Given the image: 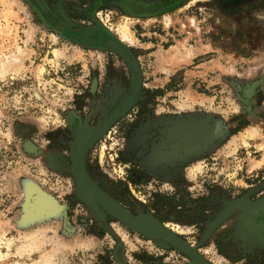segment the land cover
<instances>
[{"label": "rangeland", "instance_id": "obj_1", "mask_svg": "<svg viewBox=\"0 0 264 264\" xmlns=\"http://www.w3.org/2000/svg\"><path fill=\"white\" fill-rule=\"evenodd\" d=\"M166 1L160 15L137 17L120 0H0V264L190 261L165 235H154L162 246L102 205L98 216L77 196L69 170L77 129L100 126L132 91L131 57L139 96L88 148L89 176L128 216L151 215L162 225L138 219L210 264H264V213L258 223L245 220L264 210V0ZM51 7L69 21L66 34L99 29L100 46L47 24L40 10ZM149 115L209 129V141L179 168L181 184L130 155L129 130Z\"/></svg>", "mask_w": 264, "mask_h": 264}, {"label": "flooded vegetation", "instance_id": "obj_2", "mask_svg": "<svg viewBox=\"0 0 264 264\" xmlns=\"http://www.w3.org/2000/svg\"><path fill=\"white\" fill-rule=\"evenodd\" d=\"M38 1V0H37ZM43 1V0H42ZM121 8L134 16L137 17H150L160 15L167 8L168 2L166 0H120ZM173 2H182V0H172ZM48 8L46 13H42L40 10V14L44 15L42 19L54 27L55 29H64L65 34L68 32L67 25L69 21L64 15L55 11V8ZM100 32L99 29H90V30H82L81 32L71 31L70 34H66L74 41L84 44L86 46H97L99 47L101 44L102 37L97 35L96 33ZM83 36L80 37L79 35ZM138 80L136 75L133 77V89L125 96L121 101L119 106L108 113L104 114L100 121L97 123H101L104 119L109 118L111 113L119 110L123 103H126L128 99H130V108L137 100L139 96L141 83L139 92H135V87ZM129 108V109H130ZM117 121L111 123L108 129L104 132V134L111 130L112 126ZM137 122V121H135ZM182 121L176 120L175 116L161 117V118H153L149 115V118L145 120L144 125H140L138 123H133L132 128L129 130V138H130V155L137 160L145 161L147 169L150 174L156 177H164V179H168L169 184H181V180L179 181L178 173L179 168L184 163L185 158H189L190 154L194 153V150L199 149L201 145L197 147H192L191 149L184 150L182 138H178V135L175 133L177 128H183L181 125ZM95 124V125H97ZM94 126V125H91ZM190 127V126H189ZM193 127V125H192ZM193 129V128H192ZM180 139V142H179ZM139 158V159H138ZM169 177V178H168ZM260 198L256 200H247V202H257ZM264 213V210H261L260 213H255L246 216L245 218H255V222H260L258 215ZM257 215V216H256Z\"/></svg>", "mask_w": 264, "mask_h": 264}, {"label": "water", "instance_id": "obj_3", "mask_svg": "<svg viewBox=\"0 0 264 264\" xmlns=\"http://www.w3.org/2000/svg\"><path fill=\"white\" fill-rule=\"evenodd\" d=\"M131 64L133 66V69L138 72V74L136 75V78L138 80L137 84H136V87H135V92H139V88H140V77H139V67H138V64H137V61L135 60L134 57H131ZM130 108V104L128 105H125V103H123L121 105V108L115 112H112L109 119L111 118L112 120L110 121V123L108 124V126L106 128H104V131L102 132V134H98L93 140H91L87 146L84 148L83 152L81 153V157H80V164H81V168L84 172V175L86 176V178L89 180V182L94 186L96 187V189L98 191H100L101 193H103L106 197H109V199H111L118 207H122L117 201H115L111 196H109L106 192H104L101 188H99L97 186V184L91 179V177L89 176L86 168H85V155H86V152L88 150V148L99 138L103 135V133L108 129L109 125L113 122H115L117 119H119L121 116H123ZM104 122V120L102 121ZM101 122V123H102ZM100 123V124H101ZM183 125V128L182 129H185L184 131L186 133H184V137L180 134H178V138H183L185 139V135H192V133H195L196 136L194 138V140H190L188 141V143H183V148L184 150L186 149H191L192 147H197L198 145H205L208 141H209V138H210V133H209V129L208 127L201 121H182L181 122ZM104 124V123H103ZM193 125V127H192ZM90 125L88 124H83L80 128L77 129V132L74 136V139L71 143V148H70V158H71V165L69 167V170L71 172V174L73 175L74 179H75V186H76V194L77 196L79 197V199H81L87 206H89L93 211H95V213L100 216L101 215V212H100V209H99V205H102L105 209H107L114 217L118 218L119 220H121L123 223H125L128 227H130L131 229L141 233L142 235L146 236V237H149V238H152L154 240H156L160 245L162 246H165V242L163 241H160L158 239H155L156 236H154L153 234H150L149 232H146L144 231V229L141 228V226L137 225V220L138 218L140 217H143V215L145 216H149L151 219H155L154 217H152L151 215L149 214H145V213H139L137 216H128L129 214L132 215L131 213H126V215L124 216L122 213H120L119 211H114L112 210L111 208H109L107 206V204L102 201V200H91L90 199V196H87L85 195L82 190L80 189V184H79V178L76 174V169H75V144H76V141H77V138H78V135L80 134V131L81 129H83L84 127H88ZM190 126V127H189ZM193 128V129H192ZM189 130V131H188ZM179 142H180V139H179ZM37 189V188H36ZM39 192H41L39 190ZM45 194V193H44ZM33 194H30L29 191H27L26 195H25V201H24V208H23V216H26L27 212H26V208L29 204V199L31 198ZM47 195V194H46ZM50 197V196H49ZM53 199V198H52ZM261 200H264V197L261 199ZM54 203L56 204V207L58 209V211L60 210V206L59 204L53 199ZM124 209V208H123ZM57 211V212H58ZM43 215H46V216H49V215H53L51 213H41V216ZM126 217H128L130 219V221H128L129 219H127ZM132 217H135V218H132ZM27 219V218H26ZM139 220V219H138ZM157 219H155L156 221ZM246 221H248V219H245ZM135 222L137 224H135ZM139 222V221H138ZM245 222V221H244ZM157 223H159V225L161 224L158 220H157ZM162 225V224H161ZM247 232L249 233V235H251V237L253 236L255 239H258V237H256L254 234H252V232L247 228ZM178 242H179V245L178 244H172L170 243L172 246L176 247L177 249H179L180 251L184 252L189 258H190V261L186 264H194V261H195V258H201L206 264H210L204 257L203 255H201L195 248H192L190 245H188L185 241L183 240H180L178 238H175ZM169 243V242H168Z\"/></svg>", "mask_w": 264, "mask_h": 264}, {"label": "bare ground", "instance_id": "obj_4", "mask_svg": "<svg viewBox=\"0 0 264 264\" xmlns=\"http://www.w3.org/2000/svg\"><path fill=\"white\" fill-rule=\"evenodd\" d=\"M120 27L121 28L119 29L118 33L123 37V36H125V34L127 32V26L121 24ZM130 102L131 101L129 99L125 103V105H128ZM111 120H112L111 118L110 119L107 118L103 122L104 124L102 123L100 126L96 127L93 130H85V132H81L78 135V138H77V141H76V144H75V148H74V150H75V152H74V154H75V168H76L77 173H78L77 175H78V178H79V184H80L79 186H80V189L82 190V192L85 195L90 196V199L91 200L93 198L95 200H102V201H104L109 208H111L114 211H119L122 214L124 213L123 215L125 216L126 213H125V211L122 208L118 207L111 199H109L108 197H106L103 193H101L96 188L92 187L91 184H89V180L84 175V172H83V170L81 168V164H80V157H81V153L83 152L84 148L98 134H100V133H102L104 131V128H106L108 126V124L110 123ZM45 205H46V203H45ZM49 205H51V204H49ZM126 218H128V217H126ZM136 220H137V223L138 224L136 222H135V224L141 226V228L144 229V231L149 232L150 234H153V235H165L170 240H172L175 243H178L179 244V242L175 238H171L167 233H165L163 230H161L151 220H149V219H139V220L136 219ZM194 264H206V263L203 260H201V259L195 258Z\"/></svg>", "mask_w": 264, "mask_h": 264}]
</instances>
